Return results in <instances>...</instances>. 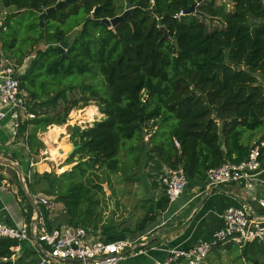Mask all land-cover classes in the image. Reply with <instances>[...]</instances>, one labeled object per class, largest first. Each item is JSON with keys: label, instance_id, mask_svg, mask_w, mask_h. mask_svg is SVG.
I'll list each match as a JSON object with an SVG mask.
<instances>
[{"label": "trees", "instance_id": "16d2710c", "mask_svg": "<svg viewBox=\"0 0 264 264\" xmlns=\"http://www.w3.org/2000/svg\"><path fill=\"white\" fill-rule=\"evenodd\" d=\"M128 1L130 15L112 28L100 21L122 13L114 0H3L13 11L2 31L16 17L28 22L24 47L3 32L0 42L6 58L22 67L16 78L31 118L17 136L25 138L29 158L44 148L38 135L64 125L73 110L94 101L102 115L84 129L72 128L71 141L81 147L66 159L75 163L71 170L58 177L34 171L25 179L32 191L48 183L40 192L62 204L61 221L93 233L106 205L99 173L117 175L125 169L122 158L144 168L152 154L168 168L181 167L188 182L203 181L207 170L243 161L252 148L244 135L264 127V0H231L228 12L217 0ZM59 2L40 28L38 16ZM42 41L45 49L24 63L28 47ZM64 41L69 45L60 53ZM168 204L164 197L150 208L137 229ZM108 222L101 226L105 235L113 230ZM250 245L258 247L249 264H264V246ZM37 253L27 242L0 239V264H35Z\"/></svg>", "mask_w": 264, "mask_h": 264}, {"label": "crops", "instance_id": "0c3cea01", "mask_svg": "<svg viewBox=\"0 0 264 264\" xmlns=\"http://www.w3.org/2000/svg\"><path fill=\"white\" fill-rule=\"evenodd\" d=\"M0 9H3L2 14L8 9L4 7L3 0H0ZM12 63H14V61H12ZM0 111H5V109L0 107ZM100 116L102 115L100 114ZM54 127L62 128L64 126H52L48 128L46 132L39 134L38 137L41 142L46 141L51 129ZM31 130L32 127L29 126L24 137H26ZM61 135L62 134L59 135V138H61ZM54 139L51 141L53 146L49 155L55 158L58 150H61L63 153L60 156H66L69 151L67 141L59 143L57 140L55 142ZM68 143L70 142L68 141ZM55 146L57 147L53 148ZM39 153L43 156L41 150ZM46 154L47 152H45V155ZM29 156L30 154L25 146V138H23V136H12L8 117L0 120V157L13 163L21 173L20 176V173L15 169L0 165V222L10 227H19L22 224H26L31 228L34 220H37V217L42 213L47 212L44 207L31 204L27 198V194L31 195V197L36 194L40 195L42 194L40 190L46 189L44 184L46 182L35 185L33 191L28 188L25 179H27L28 175L31 177V173L36 171V166L40 164L37 161L34 162V157L29 158ZM75 159V161H77V158ZM146 160L147 165L142 168L140 176L142 178L141 189L144 194H141L142 196L139 195V198L144 197L145 201L141 199L140 202H147L150 209L154 208L156 204L165 197L160 178L163 175L164 169L167 167L158 161L152 154H148ZM74 164L75 163L71 166ZM46 165L48 169L45 173H51L49 167L50 163L48 161ZM71 168L72 167L67 170ZM258 178L260 181H264V173L259 175ZM203 186L204 180H193L189 182L183 196H180L173 203L168 204L164 211H155L154 222L146 226L144 230H138V224L136 227H131L126 226L124 223L121 224L119 228L116 224H112V232L105 235L101 230V226H107L105 222L106 217H104L97 229L101 231L91 233L95 236H100L106 242H113L124 238L130 240L137 239L135 250L127 252L125 258L121 260L119 264H153L156 261H163L169 249L188 248L202 241H211L215 233L222 229V214L230 207L248 206L256 215L264 214V209L259 207L257 202L252 200L253 197H250L244 189L245 184L243 182L224 185L216 188L210 193L205 192ZM135 187L137 190L138 185L136 184ZM120 188L123 189V186ZM132 188L131 186L128 187L127 191L129 192ZM254 195L255 198L263 197L264 186L256 185ZM54 204V211L47 212V223L49 228H56L64 225L60 223L63 214V206L60 203L54 202ZM114 207L113 203L112 208L114 209ZM134 208L136 209L135 206ZM127 210L128 208L126 209V207L122 209V211L120 210L119 216ZM128 212L129 211H127V213ZM133 212L136 214L135 210ZM127 213H124L122 218L128 222L132 217V213H128L129 216ZM147 215H150L149 211L144 218ZM119 221L120 223L125 222L121 218ZM40 246L41 249L37 247L34 248L38 252L35 264H39L38 260H40V257L45 256L46 250L41 244ZM257 247L258 246L250 245L243 249L246 257L244 259L245 264H249L247 258L250 255L256 254ZM233 250H236V247L231 244L215 247L213 251L216 252V259L207 264H234L231 256ZM259 261L264 263L263 258Z\"/></svg>", "mask_w": 264, "mask_h": 264}, {"label": "built area", "instance_id": "2783aa9c", "mask_svg": "<svg viewBox=\"0 0 264 264\" xmlns=\"http://www.w3.org/2000/svg\"><path fill=\"white\" fill-rule=\"evenodd\" d=\"M183 15L180 12L177 17ZM3 25L4 19L0 18V28ZM17 73L16 65L6 58L0 42V107L5 109L0 111V120L8 117L13 137H17L21 124L31 118L28 98L19 88ZM174 145L179 148L177 141H174ZM262 149L264 141L253 146L243 161L224 162L207 170L204 191L210 193L218 187L243 182L244 189L253 197L252 200L264 209V195L261 198H255L254 195L256 185L264 186V181L258 178L264 173ZM27 179L30 180L31 177L28 175ZM160 183L169 204L182 196L189 184L181 167L165 168ZM32 200L47 212L55 209L53 201L41 198L38 194L32 196ZM222 219L223 227L211 241H202L188 248L169 249L163 261L153 264H205L210 252L217 246L231 244L239 251L252 243L264 246V214L256 215L248 206L230 207L224 211ZM33 238L46 250L45 256L40 257L39 264H119L127 252L135 250L137 241L124 238L106 242L82 227L65 224L49 228L44 213L37 217L36 224L31 228L26 224L10 227L0 222V239L27 242L35 248ZM14 251L19 253L20 246H16Z\"/></svg>", "mask_w": 264, "mask_h": 264}, {"label": "rangeland", "instance_id": "374dc122", "mask_svg": "<svg viewBox=\"0 0 264 264\" xmlns=\"http://www.w3.org/2000/svg\"><path fill=\"white\" fill-rule=\"evenodd\" d=\"M115 1V5H116V14L119 13H123L124 12V2L123 0H114ZM231 0H217V5L220 6L221 4H223V2L227 3V6L225 8V12L231 11L232 10V2H230ZM13 11V8L11 9H7L6 12L4 14H2L3 9H0V18L6 19V17H9L10 13ZM121 13V14H122ZM120 14V15H121ZM116 17V16H115ZM114 18V17H113ZM107 19H112V18H107ZM212 24H219V22L217 20H207ZM19 22L20 25L17 26L16 24ZM28 22H21L20 18L16 17L14 22H11V20L9 21V25L5 27V29H3V31L0 29V35L3 34L7 35L8 37L6 38L8 41L10 39L13 38H17L18 39V43H16V48L22 46H25L24 38L23 36H26V25ZM44 27V25H43ZM74 35L72 34L69 37V41H72V37ZM45 45L46 43L44 41L42 42H38L36 45H33L32 47H28L27 51H26V56L24 58V63L28 62V60L39 50H43L45 49ZM17 70L20 71V69L22 67H19L20 65L17 64V60L13 59ZM23 63V65H24ZM18 65V66H17ZM18 71V72H19ZM264 85V83H263ZM74 96L75 97H80V93L75 90L74 91ZM81 118V119H79ZM102 119V116H100V113L95 105L94 101H90L89 105L86 107H83L82 109L79 110H73L69 116H68V121L62 125L64 127L59 128V127H54L51 129L50 134L48 135V137L46 138V141L42 142L44 148L41 150L42 152H47L46 155L41 156V154L39 153L37 156H34V162H39L40 164H45L47 163V161L50 163L49 167H50V171L52 173V175H54V177H58L60 174L64 173L67 169L70 168L71 165H66V156L61 157L59 150L57 152V156L55 158L51 157L49 155L50 150L53 146V143H51L52 139H54V141L56 142V140L59 143H64L61 142V138H65L67 140V142L69 141L72 145V141H71V130L73 127H79L80 129H84L86 126H88V124H92L95 121H98ZM81 121V122H80ZM85 121V122H84ZM61 135V138H59V135ZM145 141V140H144ZM264 141V127L261 130L255 131L253 133H246L244 135V142L249 144V147H253L255 145L258 144V142H262ZM59 146V145H57ZM57 146L53 147L56 148ZM124 151L121 152V156L124 157ZM79 156H75L74 160H76L75 158H77L78 160ZM51 158V160H50ZM49 159V160H48ZM129 162V164H128ZM122 164L125 166L124 171L121 170L120 173H118L117 175H106L105 173H99V182H105L102 184V188L105 191L104 196H102V201L104 203H106L105 206H103V219L105 218V222L107 225L108 221H112L113 224H116L117 227L119 228V226L121 224H124L126 226H134L136 227V225L140 224L141 221L144 219V216L148 213L149 211V204L147 202H140V200L142 199L143 201H145L144 197L139 198L140 196H142L144 194L143 190L141 189L142 187V178L141 176V171H142V167L140 165H136L135 163L129 161L126 157L122 158ZM132 164V165H130ZM127 172V174H126ZM126 174V175H124ZM54 181V180H53ZM54 185L58 184V181L55 180L54 181ZM45 187H48L47 183H44ZM138 185V188L136 190L135 185ZM123 186V189H121L120 187ZM133 187L129 192L127 191L128 187ZM135 188V189H134ZM55 191L57 190V187H55L54 189ZM128 192V193H127ZM142 194V195H141ZM140 195V196H139ZM183 196V195H182ZM139 198V199H138ZM138 199V202L136 203ZM113 203L116 204L114 209L113 207ZM125 205V206H124ZM134 206L136 207V209L134 208ZM126 209L128 208L127 211H129L128 213H132V217L131 219L127 222L126 220H124L122 217L124 215L121 214V216H119V212L120 210L122 211V209ZM110 209V210H109ZM112 209V210H111ZM135 213L134 214V211ZM148 210V211H147ZM127 213V215L129 216V214ZM120 218L125 221V222H121L120 223ZM129 219V218H128ZM60 223L66 224V222L60 221ZM137 225V226H138ZM97 231H101V230H97ZM244 250L241 252L239 251L237 248L236 250H233L232 252V259H233V263L234 264H245L244 259L246 258L244 255ZM243 255H242V254ZM216 259V252L215 251H211L210 254L208 255L207 259L205 260V263H209L212 262Z\"/></svg>", "mask_w": 264, "mask_h": 264}, {"label": "water", "instance_id": "95a60500", "mask_svg": "<svg viewBox=\"0 0 264 264\" xmlns=\"http://www.w3.org/2000/svg\"><path fill=\"white\" fill-rule=\"evenodd\" d=\"M71 0H67V2H70ZM202 0H199V2H201ZM61 4H62V2H59V3H57V5L55 6V7H52V8H49V9H47V10H45L43 13H41L39 16H38V23H39V27L40 28H43V19H44V17L47 15V14H49L50 12H52V11H54V10H56V9H59V7L61 6ZM124 12L121 14V15H118V16H116V17H114V18H112V19H107V18H105V19H103V20H101L100 22H102V23H104V24H106L107 26H110V27H115L119 22H121L125 17H127L128 15H130V13H131V11H132V8H131V5H130V2L128 1V0H124ZM194 12V6L193 7H191L188 11H186L185 12V14H191V13H193ZM162 31H164L163 30V28H162ZM69 45V43L68 42H62L58 47H57V50L60 52V53H63L64 51H65V48L67 47ZM69 145L71 146L70 147V150L68 151V153L66 154V159H68L76 150H78L80 147H81V145H72V144H70L69 143ZM59 153L60 154H62L63 153V151H61V150H59ZM46 164V163H45ZM0 165H3V166H7V167H10V168H13V169H15L18 173H20L19 171H18V168L13 164V163H11L10 161H8V160H6V159H4V158H1L0 157ZM44 165V163L43 164H38L37 166H36V173L38 174V175H43L45 172H46V170L45 169H41L40 170V167H42ZM68 165H72V164H68ZM75 165V164H74ZM73 165V166H74ZM73 166H70V167H73ZM71 170V169H70ZM66 171H68V170H66ZM20 176H21V173H20ZM39 197H41V198H44V199H46V200H49V201H54L55 200V197H53V196H47V195H45V194H40L39 195ZM27 198H28V200H29V202L31 203V204H34V202H33V200H32V197H31V195H29V194H27ZM36 224V219L34 220V222H33V225H32V227L34 226ZM33 240H34V243H35V246L38 248V249H41V246H40V244L37 242V240L35 239V238H33ZM40 260H38V262H39Z\"/></svg>", "mask_w": 264, "mask_h": 264}, {"label": "bare ground", "instance_id": "6f19581e", "mask_svg": "<svg viewBox=\"0 0 264 264\" xmlns=\"http://www.w3.org/2000/svg\"><path fill=\"white\" fill-rule=\"evenodd\" d=\"M79 119H81V118H79ZM80 122H81V121H80ZM84 122H85V121H84ZM65 141H67L65 138H62V139H61V142H65ZM67 145H68V149L70 150V147H71V146L69 145L68 142H67ZM51 157H52V156H51ZM42 168L45 169V170L48 169V167H47L46 164H44L42 167H40V170H41Z\"/></svg>", "mask_w": 264, "mask_h": 264}]
</instances>
